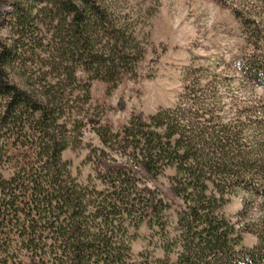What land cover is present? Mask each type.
Returning a JSON list of instances; mask_svg holds the SVG:
<instances>
[{
	"label": "trees",
	"instance_id": "1",
	"mask_svg": "<svg viewBox=\"0 0 264 264\" xmlns=\"http://www.w3.org/2000/svg\"><path fill=\"white\" fill-rule=\"evenodd\" d=\"M40 1L59 26L39 65L22 59L36 23L28 1L0 0V264H264V225L248 248L242 216L226 212L239 191L264 198V103L226 109L214 89L221 72L192 69L175 106L118 130L94 125L98 172L81 183L63 153L96 114L91 81L120 83L144 51L105 0ZM217 1L250 45L233 58L238 72L264 87V0ZM168 169L181 207L144 187L142 170ZM143 225L163 256H135Z\"/></svg>",
	"mask_w": 264,
	"mask_h": 264
},
{
	"label": "rangeland",
	"instance_id": "2",
	"mask_svg": "<svg viewBox=\"0 0 264 264\" xmlns=\"http://www.w3.org/2000/svg\"><path fill=\"white\" fill-rule=\"evenodd\" d=\"M26 1L25 7L31 8L36 23L26 30L29 51L22 59L46 64L47 37L57 30L58 21H50L52 13L46 12L43 1ZM105 1L112 4L122 21L130 22L136 36L135 44L139 43L144 53L136 72L120 83L115 85L100 78L91 81L96 114L89 119L82 144L63 153L72 175L79 182L87 184L97 176L93 149L102 147V144L94 125L109 123L118 130L133 115L149 120L158 110L175 106L192 69L204 70L208 74H213L214 70L221 72L214 89L226 109L233 100L253 105L264 103V87L245 80L233 62V58L243 54L250 45L245 40L240 18L230 6L217 0ZM0 6L6 12L7 6L3 3ZM9 24L5 25L3 32L12 36ZM78 75L83 81L89 78L85 71H79ZM226 114L227 117L232 115L230 112ZM172 173L169 169L157 175L141 171L144 187L152 195L158 194L175 207H181L182 202L169 180ZM241 211L243 214L239 215ZM226 212L233 217L242 216L241 221L249 230L245 234V246H255L259 241L258 231L264 225V198L239 191L232 197ZM139 234L132 242L135 256L140 253L164 255L158 238L150 236L151 230L146 225L140 228Z\"/></svg>",
	"mask_w": 264,
	"mask_h": 264
}]
</instances>
